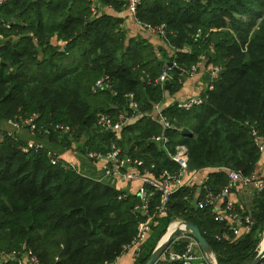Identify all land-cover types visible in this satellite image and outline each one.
I'll return each mask as SVG.
<instances>
[{
  "label": "trees",
  "instance_id": "1",
  "mask_svg": "<svg viewBox=\"0 0 264 264\" xmlns=\"http://www.w3.org/2000/svg\"><path fill=\"white\" fill-rule=\"evenodd\" d=\"M49 3L54 4L9 0L0 6V25L10 22V27L0 28L8 37L0 47V252L22 251L14 245L25 241L38 244L34 252L42 256V264L114 262L145 219L133 211L140 199L136 193L127 194L75 170L56 149L55 138L69 136L55 127L70 126L73 133L86 136L91 123L99 130L100 112L117 120L125 105L131 115L124 95L134 92L141 111L137 120L129 122L119 138L99 130L102 136H90L84 150L105 154L116 143L122 155L155 164V174L166 169L177 173L180 165L162 143L150 141L167 135L169 149L187 146L190 171L216 169L204 183L214 193L227 186L228 169L251 175L262 152L252 130L264 135V0L141 1L138 20L153 26L167 24L166 40L180 49L192 48L174 59L184 74L190 76L202 54L208 56V69L221 67L204 103L190 110L175 103L163 108L172 129H166L153 112L168 89L148 83L165 69L152 44L130 40L114 16H93L89 0ZM246 16L249 20H244ZM170 75L169 91L175 93L182 76L174 70ZM106 76L112 89L94 92L95 83ZM18 117L33 118L36 133L25 125L12 130L7 122ZM181 128H189L192 134H183ZM30 140L46 149L24 152ZM49 152L59 157L51 158ZM197 186L182 187L172 196L168 214L156 219L155 234L146 241L136 264L147 262L176 217L200 227L221 264H250L255 259L264 225V190L252 213L253 229L236 235L214 220L210 208H199L205 190L198 192ZM159 202L156 194L152 209ZM9 231L16 233L15 238ZM157 264L181 263L160 260ZM258 264H264V259Z\"/></svg>",
  "mask_w": 264,
  "mask_h": 264
},
{
  "label": "built area",
  "instance_id": "2",
  "mask_svg": "<svg viewBox=\"0 0 264 264\" xmlns=\"http://www.w3.org/2000/svg\"><path fill=\"white\" fill-rule=\"evenodd\" d=\"M8 1L9 0H0V6H3ZM141 1L142 0H127V8L130 14H132L135 18H137ZM91 9L93 16L97 15L98 10L95 7H92ZM1 25L10 27V22L4 21ZM143 25L149 31L165 39L167 38V24L164 23L161 25L153 26L151 24L143 23ZM198 34H202L201 30L198 31ZM31 36L33 35L31 34ZM7 40L8 37L0 31V47ZM207 61L208 56L206 54H202L199 57V61L192 66L190 75L196 74V72L199 71L200 66ZM172 62H174V65L177 66L176 60H173ZM173 70V67H170L168 66V64H166L163 73L156 78H150L148 83L150 85L166 88V84L168 81H170V74ZM220 71L221 67L218 66L209 69L210 76L212 77H217ZM104 89H112L107 76L99 79L92 88L94 92ZM213 89L214 85L211 84L208 90ZM113 94L116 96L118 95V92L113 91ZM124 96L129 103L131 115L129 113H120L118 119L114 120L112 115L108 112L98 113L96 126L100 131L112 132L116 137L119 138L121 136L122 130L127 126V124L141 113L139 102L136 99V94L134 92H128ZM205 98L206 93L200 96H195L178 101L175 104L180 109L190 110L194 106L204 103ZM153 112L156 114L158 120L164 125L166 129H172L174 127L168 117L163 113L162 103L155 105ZM7 123L10 128H12V130H20L25 125L30 127L32 134H35L37 131V125L34 123L33 118H30L28 120H24L20 117L11 118ZM55 128L60 130L64 134H67L69 137L73 136V131L70 126L57 125ZM182 129L183 128H181L180 131H182ZM252 135L256 146L261 151H263L264 135L260 134L255 129L252 130ZM169 140L170 139L167 135L153 136L150 139V141L162 143L171 158L180 165L181 169L177 173L166 169L161 171L159 174H155V164L148 165V163H146L143 159L133 158L128 155H122V149L118 147L116 143H113L111 150L105 154L98 151L87 150L86 152L87 159L91 161L106 162L105 175L122 178L131 182H137L141 185L137 192V196L139 197L140 202L135 205L133 211L136 214H144L145 219L139 222L137 235L125 247V250L133 249L136 258L140 257L142 249L144 248V245L148 239L149 233L152 231L156 219L164 217L168 214V206L172 196L182 187H192L195 185V181L193 178H186L185 176L186 170L188 169L187 164L189 162V151L187 146L185 144H177L174 147L175 152L172 153L167 147ZM45 149L46 146L43 143L36 142L34 140H30L23 146L24 152L40 153ZM49 156L54 159L59 157L57 152H49ZM227 171L229 174V182L227 186L219 193H214L212 190H210L208 186L204 184L205 182L202 186H200V191L204 189L205 194L198 201V206L201 209L210 208L215 221L223 225L225 224L226 228L234 232L236 235H239L240 228L246 229V232H249L253 229L255 225L254 218L251 215H244L240 213L236 208V204H234L233 202L228 201V203L226 204H220V201L229 196L236 183H241L246 186L251 185L258 188L259 192L263 191L264 179L258 178L254 173H252L251 175H245L241 170L228 169ZM156 194L159 195L160 202L157 204L155 209L153 208V210L152 201ZM181 236L174 240V242H177ZM217 238L220 239V237L218 236ZM172 245H170L164 251L159 261L169 260L180 262L181 264L210 263L208 258L206 259L204 255H201L196 250L195 246L198 245V243L195 238H192V240L187 243L181 250H176ZM8 261H16L18 264H41L40 257L33 250H27L24 252H22L21 250L0 252V262L6 264ZM100 264H115V261H105Z\"/></svg>",
  "mask_w": 264,
  "mask_h": 264
},
{
  "label": "crops",
  "instance_id": "3",
  "mask_svg": "<svg viewBox=\"0 0 264 264\" xmlns=\"http://www.w3.org/2000/svg\"><path fill=\"white\" fill-rule=\"evenodd\" d=\"M89 2L92 7H95L98 10V13L107 14L118 18L121 21V27L123 31L126 33V36L130 40L152 44L159 59L164 62V66L169 62H172L179 52L182 53L192 52V48L190 47V45L184 46L182 49L177 48L176 45L170 43L165 38L146 29L140 20H138L132 14H130L127 8V0H89ZM52 4L54 3L48 2L49 6H51ZM45 8L46 7H43V9ZM43 20L45 21V16H43ZM34 40L38 42V39L36 37H34ZM59 43L62 46H65V43L63 41ZM215 78L217 77L210 76L209 69L207 68L206 63H203L200 66L199 71L196 72V74L188 76L187 80H184L182 78V80L179 81V88L175 93H170L169 89L167 90L164 101L162 102L163 108L168 106L169 104L177 103L178 101L181 100H185L191 97L205 94L209 89L210 85L211 84L214 85ZM123 106H124L122 107L123 109H121L122 113H129L127 107L125 105ZM135 120L137 119H133L130 122ZM169 151L174 153L175 149L174 148L169 149ZM86 152L78 153L77 151L73 152L70 149H68L62 153V157L68 164H71L74 168L76 167L75 170L77 171L79 170L78 172L87 178L96 180L107 186L124 191L127 194H135V193L137 194L139 188L141 187L139 183L131 182L122 178H116L113 176L105 175L106 162L91 161L87 159ZM124 154H123L124 156L128 155L127 153ZM214 170L207 168L200 171H190L189 169H187L185 176L186 178L191 177L194 179L195 184L199 186V187L197 186L198 192H200V186H202L203 183L208 179L210 172ZM253 173L258 178L264 179V150L261 152L260 159ZM250 186L251 185L246 186L241 183H236L235 187L232 189V191L228 196V200L227 198L222 199L220 201V204H226L228 203V201L229 202L231 201L234 204H236V208L240 213L244 215H251L253 217L252 213L255 204L258 198L260 197V195L262 194V191L253 195L251 192L246 190V188ZM250 203H252L251 211L248 210V205ZM175 224H179V223H174V224L172 223V226ZM245 232L246 229L240 228L239 235ZM154 234L155 232L152 229V231L149 233L148 238H150ZM162 237L163 235L161 236V238ZM161 238L159 239V241L161 240ZM192 238H194V236L191 233H185L178 239V242L175 244L174 248L176 250H181L183 248L181 246L182 243L185 242L187 244L192 240ZM195 247L198 253L204 255L206 259L208 258L199 245H196ZM136 259L137 258L134 255L133 249H128V250H124L122 254L115 260V264H136ZM0 264L3 263L0 262Z\"/></svg>",
  "mask_w": 264,
  "mask_h": 264
},
{
  "label": "water",
  "instance_id": "4",
  "mask_svg": "<svg viewBox=\"0 0 264 264\" xmlns=\"http://www.w3.org/2000/svg\"><path fill=\"white\" fill-rule=\"evenodd\" d=\"M209 54L211 56L213 55L211 51H209ZM168 66L173 67L174 71L177 74L181 75L184 80L188 79V75L184 74L183 71L178 66H175L174 62H169ZM169 87H170V81L167 82L166 89H169ZM181 132L185 135L192 134V131L189 128H183ZM246 190L251 192L253 195L259 192L258 188L252 186L247 187ZM251 208H252V203L248 205V210L251 211ZM185 233H191L194 236L198 245L201 247L203 252L207 255L208 259L210 260V257H212L213 248L212 245L208 242V240L204 237L200 227L193 222L182 221L178 224V226L175 228V230L172 232V234L165 243L162 244V240L158 243V245L155 247L154 251L152 252L151 256L149 257V259L145 264H156L159 261L161 255L171 245V243H173L174 240H176L179 236ZM263 259H264V248L260 250L258 255L250 264H258ZM212 264L214 263L212 262Z\"/></svg>",
  "mask_w": 264,
  "mask_h": 264
},
{
  "label": "rangeland",
  "instance_id": "5",
  "mask_svg": "<svg viewBox=\"0 0 264 264\" xmlns=\"http://www.w3.org/2000/svg\"><path fill=\"white\" fill-rule=\"evenodd\" d=\"M42 2H44V3H48V2H50V0H42ZM247 18H249L248 16H246V17H244V20H249V19H247ZM17 20V19H16ZM19 23L20 22H22V21H20V20H17ZM37 22H39V20H37ZM260 22L261 21H259L258 22V24H260ZM2 24V23H1ZM1 26V25H0ZM126 34V33H125ZM36 37V36H35ZM50 37V36H49ZM37 38V37H36ZM46 38H48V36L46 37ZM53 38H54V36H51V39H52V41H53ZM38 39V38H37ZM50 39V40H51ZM15 40H18V37L17 36H14V41ZM96 121H97V118H96ZM96 129V127H95V125H93L92 123L90 124V131H89V133L88 134H86V136H83V135H81V134H77L76 132H74L73 134V136L72 137H67L66 135H63V136H60V137H56L55 138V140L57 141V146H59V148H56L60 153H63L64 151H66V150H68V149H70L71 151H77L78 153H84V152H86L87 150L85 149L84 150V148H85V145H86V142H87V140H88V138L90 137V136H92V135H97L98 137H100V136H102L101 134H99L100 132H99V130H95ZM76 134V135H75ZM65 136H66V138H65ZM119 146V145H118ZM120 148H121V146H119ZM123 150V149H122ZM91 151H93V150H91ZM123 153H125V152H123ZM125 155V154H124ZM76 168V167H75ZM79 171V170H78ZM182 221H186V220H183V219H181V218H179V217H176V218H174L172 221H171V223H170V225L168 226V228H167V230H166V232L163 234V237H164V235L169 231V229L171 228V226H172V223L174 224V223H180V222H182ZM7 233H9V236H11V237H13V238H15L14 236H15V232H12V231H9V232H7ZM258 233V232H257ZM163 237L161 238V240L163 239ZM258 237H259V241H258V244H257V247H256V255H258V253L260 252V250H261V243H262V241H263V239H264V225H263V227H262V229H261V231L259 232V234H258ZM160 240V241H161ZM159 241V242H160ZM29 245H31V246H29ZM14 246H17L16 248H23L22 249V252H24L27 248H32L31 250H33L34 251V249L35 248H38L39 246H38V244L36 243V242H32V243H27V242H22V243H20V246H18V245H14ZM39 255H40V253H39ZM40 260H41V264H42V256L40 255ZM209 264H212V262L214 263V264H221L219 261H218V257H217V254L215 253V251L213 250V253H212V257H210V260H209Z\"/></svg>",
  "mask_w": 264,
  "mask_h": 264
},
{
  "label": "bare ground",
  "instance_id": "6",
  "mask_svg": "<svg viewBox=\"0 0 264 264\" xmlns=\"http://www.w3.org/2000/svg\"><path fill=\"white\" fill-rule=\"evenodd\" d=\"M178 226V224H175L173 226H171V228L169 229V231L164 235L163 239H162V244L165 243L168 238L170 237V235L172 234V232L175 230V228ZM264 248V239H263V243L261 244V249Z\"/></svg>",
  "mask_w": 264,
  "mask_h": 264
}]
</instances>
